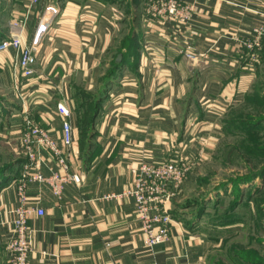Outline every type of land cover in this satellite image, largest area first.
<instances>
[{"label": "crops", "instance_id": "0c3cea01", "mask_svg": "<svg viewBox=\"0 0 264 264\" xmlns=\"http://www.w3.org/2000/svg\"><path fill=\"white\" fill-rule=\"evenodd\" d=\"M183 1L192 5L191 17L184 23L150 11L154 0H52L56 16L33 74L16 75L15 49L0 51V82L11 89L13 101L19 102L17 106L3 97L10 105L0 104L1 115L9 126L0 124V130L20 156L0 173V264H5L11 210L17 203L15 184L23 161L19 153L26 115L50 131L63 151L67 170L81 179L65 184L61 198L45 183L27 182L29 201L44 213L32 212L27 218L33 246L27 264L202 261L208 242L199 219L190 223L173 216V207L184 195L185 179L165 203L172 217L168 238L153 247L143 244L134 199L108 197L131 187L141 160L163 162L184 156L197 164L212 140L223 133L222 118L228 107L244 98L250 87L252 91L258 80L259 65L245 59L235 38L247 35L259 21L264 0ZM20 2L0 0V39L10 33L11 17L23 14ZM131 19L136 20L137 52L125 58L93 118V134L83 140L88 145L81 147L73 94L79 88H95L111 53L129 31ZM36 21L34 15L28 19L27 39ZM186 43L199 52L193 59L180 52ZM62 101L73 113L69 150L62 146L61 116L56 111V103ZM41 153L44 174L50 166L64 172L48 150Z\"/></svg>", "mask_w": 264, "mask_h": 264}, {"label": "built area", "instance_id": "2783aa9c", "mask_svg": "<svg viewBox=\"0 0 264 264\" xmlns=\"http://www.w3.org/2000/svg\"><path fill=\"white\" fill-rule=\"evenodd\" d=\"M23 14L12 16L9 23V35L0 39V51L14 48V73L22 77H29L35 72L37 56L45 37L53 27L56 9L52 0H20ZM149 10L158 17L174 19L184 23L190 19L192 5L183 0H154ZM37 18L31 38L26 37L25 27L31 16ZM264 39V11L260 12L259 21L252 24L247 35L235 38L238 45L244 50L245 59L257 61ZM187 59H193L199 54L191 44H185L180 50ZM56 111L61 116V142L66 150L72 147L73 126L72 109L66 102H57ZM23 161L16 178V206L11 210V234L5 244V264H27L28 255L32 252L30 230L27 228V218L32 212L43 215V209L29 201L26 194L27 182L36 181L49 185L52 194L61 198L62 190L67 183H79L80 176L68 171L63 151L49 130H45L28 115L24 118L22 135L20 138ZM42 149L51 153L55 163L64 172L49 167L48 174L42 171ZM196 162L184 156L178 159H166L163 162L141 160L135 168L133 184L130 188L119 193L109 194L108 197L128 196L134 199L139 225L143 234V244L153 247L165 242L169 235V224L172 221L170 210L166 207L177 193L186 174L195 166Z\"/></svg>", "mask_w": 264, "mask_h": 264}, {"label": "rangeland", "instance_id": "374dc122", "mask_svg": "<svg viewBox=\"0 0 264 264\" xmlns=\"http://www.w3.org/2000/svg\"><path fill=\"white\" fill-rule=\"evenodd\" d=\"M258 71L253 90L250 87L247 96L228 107L221 136L212 140L186 174L184 195L173 207L174 217L189 221L199 206H204L198 222L208 243L199 264H264V56ZM99 82L91 90L77 92L74 99L73 108L82 113L78 114L75 129L83 147L90 130L79 126L90 115L87 109L94 101L90 97ZM3 97L18 106L11 89L0 82V104L8 108L9 101ZM3 120L0 110V124L8 128L9 122ZM8 140L9 136L0 130V173L18 156V149Z\"/></svg>", "mask_w": 264, "mask_h": 264}, {"label": "trees", "instance_id": "16d2710c", "mask_svg": "<svg viewBox=\"0 0 264 264\" xmlns=\"http://www.w3.org/2000/svg\"><path fill=\"white\" fill-rule=\"evenodd\" d=\"M100 1L107 2V3H110V2L122 3V2H124V0H100ZM135 23H136L135 19H131L130 21L127 22V26H128L129 31L123 36V40L120 42V44L118 45L116 50H114V52L111 53V57H110L109 62H108L109 66L106 67L104 69L103 73L98 77V82L100 81L101 84H100L99 88L96 90V93H94L90 97V98L94 99V101L92 103L93 107L87 109L89 111L90 115H89L88 119L86 121H84L85 123L83 122L79 126V128H81V129L90 130V135L93 134V129L91 128V124L93 122L94 116L96 115V111L98 110V108L100 106V102L105 97V94L108 91L109 87L116 81V79H115L116 74L121 69L122 65L125 64V58H128V56L134 55L137 52V48L139 45H138V40H137V33L135 31L136 30L135 29ZM262 42H263V45H262V49L260 51V54L257 58L258 60L255 61L256 65H259V62L262 60V57L264 56V39L262 40ZM118 53L122 54L121 59H116V56ZM79 91L82 92L84 90H82L80 88L78 90H76L75 93L73 94L74 99H77L76 96H77V92H79ZM247 94L245 96H247ZM77 111H78L77 112L78 114L81 113V112H79V109H77ZM225 120L226 119L224 116L222 118L223 130H225V126H224V124L226 122ZM86 145H88V144H85V146ZM20 161H22V160H20ZM204 212H205L204 206L201 204L199 206L198 211L196 212L195 216L193 218H191L189 220V222L192 223L193 221H197L203 215Z\"/></svg>", "mask_w": 264, "mask_h": 264}, {"label": "water", "instance_id": "95a60500", "mask_svg": "<svg viewBox=\"0 0 264 264\" xmlns=\"http://www.w3.org/2000/svg\"><path fill=\"white\" fill-rule=\"evenodd\" d=\"M121 58V54L118 53L117 56H116V59H120Z\"/></svg>", "mask_w": 264, "mask_h": 264}]
</instances>
